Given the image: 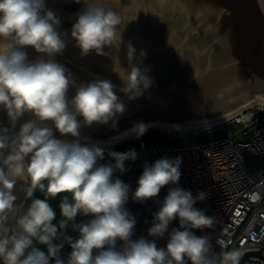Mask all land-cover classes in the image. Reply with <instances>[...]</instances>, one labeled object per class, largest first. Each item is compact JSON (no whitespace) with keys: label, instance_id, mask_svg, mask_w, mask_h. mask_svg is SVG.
I'll return each mask as SVG.
<instances>
[{"label":"clouds","instance_id":"clouds-1","mask_svg":"<svg viewBox=\"0 0 264 264\" xmlns=\"http://www.w3.org/2000/svg\"><path fill=\"white\" fill-rule=\"evenodd\" d=\"M72 29V38L83 56L95 51L105 55L106 46L122 42L121 18L117 12L85 0ZM60 20L46 10L45 0H0V107L7 111L13 126L26 113L34 117L20 126L9 142L0 136V261L2 264H240L239 250L212 251L208 236L198 237L193 230L212 228L214 218L194 207L205 194L193 197L179 187L169 190L148 230L151 237L162 238L177 217L178 229L169 234L166 248H158L145 238L133 240L136 219L125 205L130 188L114 173L125 169V161L137 158L135 150L110 152L114 164H98L104 150L96 144L82 145L79 139L69 142L61 136L79 138L83 126L108 124L125 106L108 80L81 84L71 99L74 85L66 68L53 57L66 46L56 30ZM42 55L29 61L26 48ZM136 49L127 45L130 72L120 74V91L130 100L151 86V79L135 63ZM141 57H146L142 50ZM51 124V126H49ZM115 128V123L113 124ZM148 126L137 123L122 136H143ZM180 158H162L145 164L133 199L145 202L159 195L181 177ZM22 182L24 203L17 204L14 194ZM39 192L43 198L36 197ZM59 199L60 219L50 201ZM30 201V203H28ZM25 203L27 207L25 208ZM23 209L21 212L20 210ZM78 215L91 217L75 223ZM71 226L76 239L68 236ZM183 229V230H181ZM118 242H123L118 247ZM65 243L71 252L61 258ZM216 243L223 249L224 242ZM37 245L45 246L46 252Z\"/></svg>","mask_w":264,"mask_h":264},{"label":"water","instance_id":"water-1","mask_svg":"<svg viewBox=\"0 0 264 264\" xmlns=\"http://www.w3.org/2000/svg\"><path fill=\"white\" fill-rule=\"evenodd\" d=\"M96 3L119 14L120 45L106 46L105 55L92 51L83 56L71 33L86 8L85 0H45L46 10L60 20L56 30L66 43L53 59L66 68L74 81L68 91L70 99L81 84L108 80L115 86L114 92L125 111L108 124L94 123L90 127L83 126L82 117H78L82 124L79 138L61 136L54 129L55 138L69 142L79 139L82 145L98 146L122 137L137 123L189 129L229 118L257 99L264 101V0ZM128 43L136 49L134 63L152 81L142 95L132 100L120 91L125 86L120 74L131 70ZM142 50L146 57L140 56ZM25 51L30 62L42 55L48 58L31 47ZM30 119L34 117L26 113L13 126L7 111L0 107V136L8 137L10 142ZM139 141L148 147L167 146L170 142L165 132L150 129L140 139L116 144L111 149L123 150ZM0 151L6 157L10 149ZM22 187V182L16 186L17 204L23 201ZM250 257L264 259L262 250L247 252L240 264H246Z\"/></svg>","mask_w":264,"mask_h":264},{"label":"built area","instance_id":"built-area-1","mask_svg":"<svg viewBox=\"0 0 264 264\" xmlns=\"http://www.w3.org/2000/svg\"><path fill=\"white\" fill-rule=\"evenodd\" d=\"M148 130L156 129L165 132L169 137L167 146L148 147L142 141L139 144L112 152L126 153L135 150L137 158L125 161V171H116L113 179L119 178L130 188L126 210L136 220L144 221L141 232L133 234L132 239L145 238L154 241L158 248H166L169 234L178 229L177 217L169 225L164 237L156 238L148 235L153 224L154 214L159 210L168 192L179 187L190 191L193 197L204 193V200H197L194 207L209 209L208 216L214 218L212 228L193 230L198 237L208 236L212 242L214 253L222 250H239L242 257L247 252L261 251L264 256V101L260 100L236 113L221 124L202 130L210 134L222 130L224 135L214 140L194 144L175 143L183 138L181 131L167 128L165 124H149ZM235 127V130H230ZM200 135V132L192 136ZM137 138L135 135L122 136L108 145L101 146L104 159L98 161L104 164H114L115 161L106 152L116 144ZM141 136L139 137V139ZM162 158H180L181 177L177 184L163 187L159 195L145 202H137L133 194L138 187V180L143 174L145 164H154ZM91 217L78 215L75 223L86 222ZM183 230V229H181ZM73 239L79 233L69 226L67 233ZM217 238L224 242L222 249L216 243ZM123 242H118V247ZM71 247L65 243L61 250V258L67 261ZM54 264V261L51 262ZM188 264H191L188 261ZM246 264H264V259L250 257Z\"/></svg>","mask_w":264,"mask_h":264},{"label":"rangeland","instance_id":"rangeland-1","mask_svg":"<svg viewBox=\"0 0 264 264\" xmlns=\"http://www.w3.org/2000/svg\"><path fill=\"white\" fill-rule=\"evenodd\" d=\"M230 130H232V131L235 130V127H230ZM196 131L200 132V135L192 136L194 133H196ZM179 134L183 135V138L180 139V140H176L175 141V143L177 145H180V144H194V143L204 142V141H207V140H214V139L222 137L224 135V132L222 130H220V131H216V132H213V133H210V134H205V133H202V130L198 129V130H192V131H181V132H179ZM106 152H108V153L112 152V149L109 148V149L106 150ZM98 164H104V163L101 162V163H98ZM35 195H36V197L43 198L38 191L36 192ZM28 203H30V201ZM50 203L52 204V207L54 208V210L57 213V220H59L60 219V210H59V207H58L59 199L50 201ZM26 207H27V203H25V208ZM201 210L204 211V213L208 216L209 209L203 208ZM22 211H23V209H21V212ZM143 225H144V221L142 219L136 220V227L134 229V234H137V233L141 232V230L143 228ZM37 246L40 247L41 250L46 252V247L45 246H41V245H37Z\"/></svg>","mask_w":264,"mask_h":264},{"label":"bare ground","instance_id":"bare-ground-1","mask_svg":"<svg viewBox=\"0 0 264 264\" xmlns=\"http://www.w3.org/2000/svg\"><path fill=\"white\" fill-rule=\"evenodd\" d=\"M258 101H260V99H257L256 101L251 102V103L248 104L247 106L243 107L242 110L245 109V108H247V107H249L250 105H252V104L258 102ZM233 116H234V115H233ZM233 116H231V117H233ZM231 117H229V118H231ZM229 118H226V119H224V120H222V121H216V122H212V123H209V124H206V125H202V126H198V127H194V128H189V129H178V127H174V128H171V129H173V130H177V131H192V130H198V129H206V128H209V127H211V126H213V125L221 124V123H223L225 120H227V119H229ZM117 139H119V138H117ZM117 139H115V140H111V139H110L108 142H105V143H103V144L98 145V147H101V146H104V145H108L109 143H112V142L116 141ZM24 200H25V196H23V201H22V203L24 202Z\"/></svg>","mask_w":264,"mask_h":264}]
</instances>
